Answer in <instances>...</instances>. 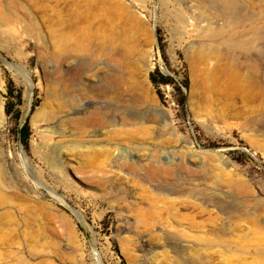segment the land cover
<instances>
[{
	"label": "rangeland",
	"instance_id": "rangeland-1",
	"mask_svg": "<svg viewBox=\"0 0 264 264\" xmlns=\"http://www.w3.org/2000/svg\"><path fill=\"white\" fill-rule=\"evenodd\" d=\"M235 1L0 0V264H264V0Z\"/></svg>",
	"mask_w": 264,
	"mask_h": 264
},
{
	"label": "bare ground",
	"instance_id": "bare-ground-1",
	"mask_svg": "<svg viewBox=\"0 0 264 264\" xmlns=\"http://www.w3.org/2000/svg\"><path fill=\"white\" fill-rule=\"evenodd\" d=\"M52 1H54L56 3H65V0H52ZM208 2L213 3L214 5H216L218 7L223 6L224 11H226L230 14L235 12L238 9V7H237L238 4L236 3L235 0H208ZM73 7L78 11L81 7V4L79 2H77L73 5ZM88 10H89V5H84L83 11L81 10V12H79L80 11L79 10L78 11L79 13H77V16L80 17L78 19H84L88 14ZM257 36H259V35H257ZM53 37H54L53 39L55 41L54 45L57 46V49L61 48L63 50V47L70 46L71 49L69 51L72 53H74V52L84 53V52L88 51L86 41L88 40L89 35H88L87 31H83L81 33V35L78 37H75L73 35H56V34H54ZM259 37H261V36H259ZM91 47H92V45H91ZM248 47H250V46H248V45L245 46V48H248ZM113 56L117 57V54L115 52L110 53V57H113ZM117 83H118V81H117V77L115 76V74H110V76L105 77L103 82L100 83L98 86L88 87V94L87 95L85 94V96H87V97L91 96V97H94L97 99L106 98V96L108 94H112L116 90ZM27 85H28V89H29V86H30L29 81H27ZM83 96H84V94H83ZM59 97H61L60 94L57 95V98H59ZM68 101H69V99H68ZM99 109L100 108H94L91 114L84 115L81 118H77L74 121V124L77 127L82 128V129L84 127H88L90 123L94 122V120H97L96 118H94V116L98 115ZM19 154L22 158H24V153L22 152V150H19Z\"/></svg>",
	"mask_w": 264,
	"mask_h": 264
},
{
	"label": "trees",
	"instance_id": "trees-1",
	"mask_svg": "<svg viewBox=\"0 0 264 264\" xmlns=\"http://www.w3.org/2000/svg\"><path fill=\"white\" fill-rule=\"evenodd\" d=\"M153 82H155V81H153ZM167 83H170V80L168 78L162 77L160 79V84H167ZM15 98L17 100V103H19L20 102L19 95H16ZM5 110H6V113L8 114L10 107L6 106ZM18 134H19V137L21 139V142L25 144V142L27 141V139L29 137V129H28L27 121L19 128Z\"/></svg>",
	"mask_w": 264,
	"mask_h": 264
}]
</instances>
